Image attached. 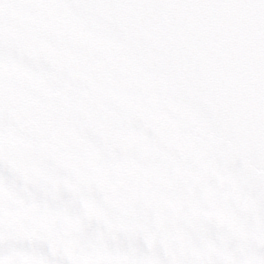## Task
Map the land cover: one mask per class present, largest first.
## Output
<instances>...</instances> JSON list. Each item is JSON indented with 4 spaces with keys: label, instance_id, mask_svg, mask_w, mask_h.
I'll return each mask as SVG.
<instances>
[{
    "label": "snow or ice",
    "instance_id": "snow-or-ice-1",
    "mask_svg": "<svg viewBox=\"0 0 264 264\" xmlns=\"http://www.w3.org/2000/svg\"><path fill=\"white\" fill-rule=\"evenodd\" d=\"M0 264H264V0H0Z\"/></svg>",
    "mask_w": 264,
    "mask_h": 264
}]
</instances>
